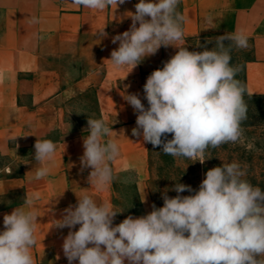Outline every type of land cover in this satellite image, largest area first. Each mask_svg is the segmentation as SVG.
Segmentation results:
<instances>
[{
	"label": "clouds",
	"instance_id": "9594fccd",
	"mask_svg": "<svg viewBox=\"0 0 264 264\" xmlns=\"http://www.w3.org/2000/svg\"><path fill=\"white\" fill-rule=\"evenodd\" d=\"M70 2L103 12L113 5L117 9L126 0ZM179 4L180 0H139L135 12H126L132 21L129 30L112 37L119 47L108 60L115 70L128 69V75L161 46L178 49L162 69L147 77L143 91L148 107L136 93L123 98L137 114L134 137L161 147L165 155L203 164L211 158L209 149L243 141L247 89L237 79L241 67L231 63V52L233 47L247 49L249 37L243 31L223 34L215 37L211 50L209 39L197 44L202 51H189ZM30 23L38 21L33 17ZM105 26L97 30L98 37L108 35ZM87 124L81 170L90 168L88 183L102 191L115 179L111 165L119 158L120 147L114 139H104L113 132L106 119L89 117ZM34 148L38 166L32 179L39 181L49 175L57 145L37 139ZM168 191L177 195L169 197ZM185 191L194 190L176 183L162 193L163 207L153 204L148 214L128 215L119 224L114 219L124 208L116 210L87 193L80 195L62 219L52 221V227L69 229L62 244L68 264H264V191L246 179L239 162L209 169L198 191L180 195ZM39 198V192L26 194L24 205L31 208ZM37 217L24 206L4 215L0 264H34Z\"/></svg>",
	"mask_w": 264,
	"mask_h": 264
},
{
	"label": "crops",
	"instance_id": "0c3cea01",
	"mask_svg": "<svg viewBox=\"0 0 264 264\" xmlns=\"http://www.w3.org/2000/svg\"><path fill=\"white\" fill-rule=\"evenodd\" d=\"M138 2L126 0L117 9L113 5L97 12L70 0H0V154L9 159L0 166V197L23 193L20 200L0 207V231L5 214L19 206L34 210L38 215L34 264H68L62 244L69 229L52 227V221L62 219L64 210L75 206L80 195L87 193L118 210L114 180L98 191L88 183L91 169L81 170L88 124H78L67 114L68 103L90 89L99 101V119H106L113 130L104 139H114L120 147V156L111 165L114 175L133 171L140 177V204L130 214L118 213L114 224L128 215L140 217L152 211L153 200L143 181L148 143L132 135L137 114L123 96L136 93L145 105L147 77L178 49L161 46L128 75V69L112 67L108 59L119 47L112 37L129 30L132 21L126 12H135ZM178 11L185 17L186 46L189 39L205 33L245 32L253 41V56L245 69L246 89L264 95V0H180ZM33 17L38 23H30ZM104 26L108 35L100 38L97 30ZM37 139L57 145L49 175L39 181L32 179L38 166L34 160ZM15 161L21 162L18 172ZM34 192L40 198L29 208L24 200ZM144 195L146 202H142Z\"/></svg>",
	"mask_w": 264,
	"mask_h": 264
},
{
	"label": "rangeland",
	"instance_id": "374dc122",
	"mask_svg": "<svg viewBox=\"0 0 264 264\" xmlns=\"http://www.w3.org/2000/svg\"><path fill=\"white\" fill-rule=\"evenodd\" d=\"M220 36L216 33H205L187 41L189 51H202L203 48L197 44H204L211 39L213 42L208 44L209 50L215 46V37ZM227 44L228 41H225ZM247 49H236L233 47L231 52L233 65H239L241 70L237 79L246 82V63L253 56V41L249 38ZM162 69V68H161ZM246 85V84H245ZM245 99L248 103V119L243 123L244 137L241 143L225 144L217 149H209L211 158L206 159L203 164L199 161H192L182 157H172L165 155L161 147H153L148 143V169L143 181L146 183L151 194L153 204L159 208L163 207L162 193L165 189L174 188L176 183L190 185L194 190L192 193L187 191L180 195H192L198 191L199 185L205 178L209 169L222 166L223 162H239L246 171V179L253 185L259 186L264 191V95L250 94L247 91ZM145 105L148 107L145 99ZM68 117L78 124L87 123L88 118L99 119L101 109L94 89H90L84 95L75 98L68 103ZM83 111L85 113L77 114ZM89 116V117H88ZM172 134H168V139ZM251 145V147H249ZM9 159L0 155V166L7 163ZM17 172L20 170L21 162H14ZM115 203L117 209L124 208L119 213L130 214L136 209V204L140 201L137 188L139 175L133 171L115 174ZM22 191L16 192L8 198L0 197V207L22 198ZM169 197L177 195L175 191H168ZM131 206V207H129Z\"/></svg>",
	"mask_w": 264,
	"mask_h": 264
},
{
	"label": "trees",
	"instance_id": "16d2710c",
	"mask_svg": "<svg viewBox=\"0 0 264 264\" xmlns=\"http://www.w3.org/2000/svg\"><path fill=\"white\" fill-rule=\"evenodd\" d=\"M1 155V154H0ZM141 200L136 204V206H138L140 204Z\"/></svg>",
	"mask_w": 264,
	"mask_h": 264
}]
</instances>
